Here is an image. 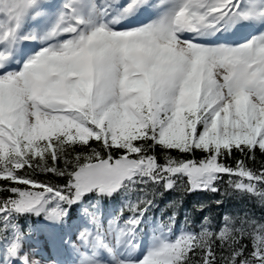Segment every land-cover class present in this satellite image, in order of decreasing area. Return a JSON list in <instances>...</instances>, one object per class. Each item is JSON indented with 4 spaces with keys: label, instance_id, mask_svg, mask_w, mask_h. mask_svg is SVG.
<instances>
[{
    "label": "snow or ice",
    "instance_id": "obj_1",
    "mask_svg": "<svg viewBox=\"0 0 264 264\" xmlns=\"http://www.w3.org/2000/svg\"><path fill=\"white\" fill-rule=\"evenodd\" d=\"M0 264H264V0H0Z\"/></svg>",
    "mask_w": 264,
    "mask_h": 264
}]
</instances>
